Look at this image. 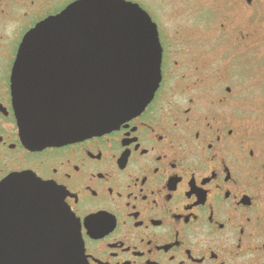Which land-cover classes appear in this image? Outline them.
I'll use <instances>...</instances> for the list:
<instances>
[{"label":"flooded vegetation","instance_id":"af4514ba","mask_svg":"<svg viewBox=\"0 0 264 264\" xmlns=\"http://www.w3.org/2000/svg\"><path fill=\"white\" fill-rule=\"evenodd\" d=\"M77 1L0 0V183L28 173L60 187L89 264H264V112L240 64L262 43L264 0H127L158 26L153 100L106 133L32 147L14 64L25 36Z\"/></svg>","mask_w":264,"mask_h":264},{"label":"water","instance_id":"95a60500","mask_svg":"<svg viewBox=\"0 0 264 264\" xmlns=\"http://www.w3.org/2000/svg\"><path fill=\"white\" fill-rule=\"evenodd\" d=\"M157 24L127 0H79L30 31L12 74L23 139L61 146L142 113L162 81ZM0 264H89L60 187L28 173L0 183Z\"/></svg>","mask_w":264,"mask_h":264},{"label":"rangeland","instance_id":"374dc122","mask_svg":"<svg viewBox=\"0 0 264 264\" xmlns=\"http://www.w3.org/2000/svg\"><path fill=\"white\" fill-rule=\"evenodd\" d=\"M177 13H182L183 5L176 3L171 4ZM262 8V6H261ZM151 10V8H150ZM264 8L256 19V40H261L262 43L257 47L254 56L245 55L241 57V62L252 73L250 80V88L246 90V95L252 107L260 108L264 112ZM260 41V42H261ZM220 53V52H219Z\"/></svg>","mask_w":264,"mask_h":264}]
</instances>
